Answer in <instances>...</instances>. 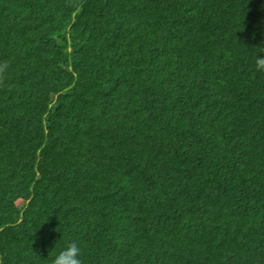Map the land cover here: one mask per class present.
Listing matches in <instances>:
<instances>
[{"label":"trees","instance_id":"trees-1","mask_svg":"<svg viewBox=\"0 0 264 264\" xmlns=\"http://www.w3.org/2000/svg\"><path fill=\"white\" fill-rule=\"evenodd\" d=\"M264 0H0V264H264Z\"/></svg>","mask_w":264,"mask_h":264},{"label":"clouds","instance_id":"clouds-1","mask_svg":"<svg viewBox=\"0 0 264 264\" xmlns=\"http://www.w3.org/2000/svg\"><path fill=\"white\" fill-rule=\"evenodd\" d=\"M9 66L7 61L0 62V85L5 83ZM255 72L264 73V55L256 57ZM81 256V247L76 242H71L53 258L52 264H83Z\"/></svg>","mask_w":264,"mask_h":264}]
</instances>
